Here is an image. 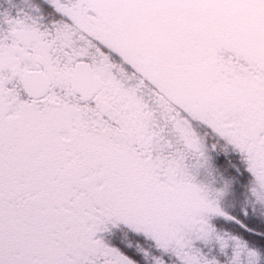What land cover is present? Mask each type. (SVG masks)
Wrapping results in <instances>:
<instances>
[{
    "label": "snow or ice",
    "instance_id": "obj_1",
    "mask_svg": "<svg viewBox=\"0 0 264 264\" xmlns=\"http://www.w3.org/2000/svg\"><path fill=\"white\" fill-rule=\"evenodd\" d=\"M0 264H264V0H0Z\"/></svg>",
    "mask_w": 264,
    "mask_h": 264
}]
</instances>
